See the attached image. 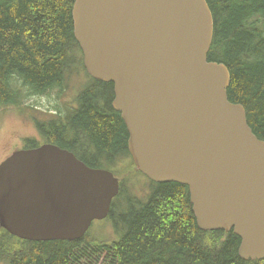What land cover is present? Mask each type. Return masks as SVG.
<instances>
[{
    "label": "water",
    "instance_id": "obj_1",
    "mask_svg": "<svg viewBox=\"0 0 264 264\" xmlns=\"http://www.w3.org/2000/svg\"><path fill=\"white\" fill-rule=\"evenodd\" d=\"M74 36L87 72L114 84L136 167L189 186L197 224L241 238L240 256L264 258V140L231 102L229 68L208 60L207 0H75ZM120 180L56 144L0 164V224L23 239L82 238L108 216Z\"/></svg>",
    "mask_w": 264,
    "mask_h": 264
},
{
    "label": "trees",
    "instance_id": "obj_2",
    "mask_svg": "<svg viewBox=\"0 0 264 264\" xmlns=\"http://www.w3.org/2000/svg\"><path fill=\"white\" fill-rule=\"evenodd\" d=\"M207 1L215 21L208 60L227 65L229 100L244 105L250 127L264 140V0ZM74 3L0 0V107L25 100L17 80L40 96L63 90L73 63L83 68L74 36ZM88 76L91 82L79 92V110L67 127L83 136L85 152L99 158H91L93 163L90 156L80 155L82 160L104 168L110 152L119 150L117 159L129 155L128 131L120 111L105 112L114 98V84ZM41 123L38 131L46 142L77 154V141L65 134L62 122L50 123L48 129ZM41 143L29 140L25 147ZM129 163L118 170L121 188L109 215L84 237L32 241L0 227V264H264V258L240 256L241 238L233 230L199 228L187 185L154 182L145 175L142 181ZM123 171H132V176L125 177Z\"/></svg>",
    "mask_w": 264,
    "mask_h": 264
},
{
    "label": "rangeland",
    "instance_id": "obj_3",
    "mask_svg": "<svg viewBox=\"0 0 264 264\" xmlns=\"http://www.w3.org/2000/svg\"><path fill=\"white\" fill-rule=\"evenodd\" d=\"M73 64L75 65L70 67V73L61 91L55 88L45 95L36 96L32 95L20 81H16L18 88L22 91V97L25 100L20 105L0 107V162L10 155L12 151L21 147L26 138L28 139L30 137L39 141L37 125L41 122V126H45L47 129L50 127V123L57 125L58 122H62L65 126L63 129L66 132L65 134H69L71 138L77 141L76 150L78 155H81L84 151L81 147L85 144L83 136L74 135L72 130L67 126H69L71 120L68 116L75 113V107L79 103V92L85 85H89L91 79L84 70V67H80L77 63ZM59 117H63L66 120ZM94 154L95 152L88 153L90 158L94 157ZM95 158L99 159L97 155ZM104 161V168L114 172L120 168L123 170L125 166V158L123 157L113 162L108 160ZM121 173L125 177L132 176V171H123ZM139 177L144 181L142 175H139ZM145 191L143 189L140 193H144ZM114 236V233L111 234L108 240Z\"/></svg>",
    "mask_w": 264,
    "mask_h": 264
},
{
    "label": "flooded vegetation",
    "instance_id": "obj_4",
    "mask_svg": "<svg viewBox=\"0 0 264 264\" xmlns=\"http://www.w3.org/2000/svg\"><path fill=\"white\" fill-rule=\"evenodd\" d=\"M113 93V92H112ZM111 92H110V94H112ZM113 100V99H112ZM75 112H77L78 110H79V108L76 106L75 107ZM111 109H114V110H116L115 108H114V106H113V102H111V107L109 106V108L108 107H106V109H105V112L107 111V110H109L110 112H111ZM117 111V110H116ZM76 113H74L73 115H70V116H68V117H70V119H73L74 118V115H75ZM121 119H122V117H121ZM127 142H128V140H127ZM77 148V147H76ZM118 152H119V150H115V151H113L112 153L113 154H111V152H110V156L107 158V160L108 161H115L116 159H117V156H118ZM85 153V154H84ZM106 153H108V152H103V154L106 156ZM82 156L84 155V156H89L88 155V153L87 152H82V154H81ZM92 158H95V157H92ZM103 157H101V159H102ZM89 160L91 161V162H93L92 161V159L91 158H89ZM94 163V162H93Z\"/></svg>",
    "mask_w": 264,
    "mask_h": 264
},
{
    "label": "bare ground",
    "instance_id": "obj_5",
    "mask_svg": "<svg viewBox=\"0 0 264 264\" xmlns=\"http://www.w3.org/2000/svg\"><path fill=\"white\" fill-rule=\"evenodd\" d=\"M122 117V116H121ZM123 119V118H122Z\"/></svg>",
    "mask_w": 264,
    "mask_h": 264
}]
</instances>
